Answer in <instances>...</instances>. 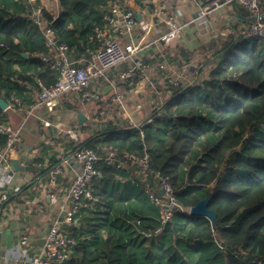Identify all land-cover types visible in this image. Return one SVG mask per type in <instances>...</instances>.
Segmentation results:
<instances>
[{
	"label": "trees",
	"instance_id": "1",
	"mask_svg": "<svg viewBox=\"0 0 264 264\" xmlns=\"http://www.w3.org/2000/svg\"><path fill=\"white\" fill-rule=\"evenodd\" d=\"M110 1L59 0L56 32L70 45L77 44L79 38L86 43L96 28L104 24L101 8ZM0 3L4 4L3 11L0 10V87L7 91L17 88L20 92L28 88L24 81L34 87L36 77L47 86L54 84L58 71L40 58L48 49L30 38L36 25L17 14L22 8L15 1ZM236 9L247 15L242 7ZM45 13L53 17L47 10ZM69 23L75 27L68 28ZM234 31L238 29L212 38L195 50L177 49L182 57H193L200 51L205 61L203 68L210 60L214 65L203 79L197 77L187 84L178 80L166 83L171 94L152 110V123L143 127L144 136L134 125H114L78 144L94 149L104 144L116 145L121 150L148 153L151 167L172 185L183 207H191L210 195L208 207L216 213V224L207 216L178 210L162 231L163 235H170L172 242L168 241L159 255L149 252L144 256V241L137 244L135 238L131 240L135 245L132 250L124 240L126 229L133 226L145 239L155 238L141 234L136 225L152 231L159 225L156 217L160 207L143 196V183L136 178L128 180L138 189L133 199L117 191L121 181L118 175L125 177L127 172L100 164L101 172L94 179V193L99 201L82 215L89 220L86 230L82 231V224L73 228V252L61 264H264V39L239 41ZM16 35L21 37L18 42ZM87 47L85 44L83 51ZM25 52L29 56H24ZM14 57H19L18 68L12 66ZM203 68L200 66L199 72ZM30 71L36 75L28 74ZM31 99H24V104ZM62 100L51 108L49 115H45L43 108L26 121V141L33 138L31 129L43 131L40 115L52 120L55 109L79 110V105L68 97ZM95 101L98 100H82L85 105ZM4 117L0 108V120ZM28 142L18 148H31ZM4 143L2 137L0 144ZM110 183L116 185L115 191ZM127 207L131 213L125 214ZM137 221L140 223L136 224ZM102 227L114 229L116 236L100 239ZM109 242L112 244L108 245Z\"/></svg>",
	"mask_w": 264,
	"mask_h": 264
},
{
	"label": "crops",
	"instance_id": "2",
	"mask_svg": "<svg viewBox=\"0 0 264 264\" xmlns=\"http://www.w3.org/2000/svg\"><path fill=\"white\" fill-rule=\"evenodd\" d=\"M13 1L22 8L17 14L30 20L26 0ZM207 1L163 0L166 8L161 11L162 2L159 4L157 0H122L124 8L134 10L138 17L139 22L135 35V41L139 45L138 50L133 58L113 70L100 75L97 80L86 87V89H96L100 92L99 98L96 99L98 101L92 102L90 107L86 108L82 100L76 97L73 99L69 98V100L79 105L78 111L61 107L53 110L57 118L54 117V119L49 120L46 117L39 116L38 119H40V124L43 125V131L38 133L35 129H31L33 138L29 142L25 140L23 132L22 144L28 142L27 144L31 148H18V154H14L12 159L18 158L22 164L30 165L33 169L16 170L12 165L11 173L13 174V181L10 184L2 185V188H0V191L8 193V200L0 202V264H16L20 260H26L27 263H30L32 252L38 251L45 246L50 219L57 216L58 212H61L64 207V195L68 188L69 180L65 181L63 175L65 177L71 176L79 169V162L69 152L70 150L74 151L73 149L76 145L70 136V129L79 128V142H81L99 130L107 127L110 128L114 125H123L121 124V120L129 118L130 125L133 126L134 123H139L151 117L152 110L155 108L154 101L157 100L159 103H162L163 99L170 94L167 89L169 85L166 84L168 81L172 82L177 79L187 84L189 80L192 79L194 81L202 74V71L199 72L200 70H197L191 63L196 58V54H193V57L190 55L182 57L177 51L178 48L198 49L202 44H208L210 39L215 38L217 35L226 36L234 28L241 29L250 22L241 18L245 17V15H241L240 11L238 12L236 9L238 6L234 4L214 10L205 16L201 13V8ZM3 7L4 4L0 3V10L3 11ZM107 7L108 5L101 8L103 14ZM179 8L183 10L180 18L181 28L176 35L170 33L168 35L170 41L165 43L161 37L169 32L166 19L172 9L177 10ZM242 8L247 13L246 16H250L249 11L244 7ZM10 11L15 13L13 8H10ZM74 27V24H68V28ZM14 38L16 42L21 40L19 35H16ZM30 38L43 44V35L37 29L32 30ZM91 39L92 35L88 37L86 43L83 39L79 38L77 44H71L74 50L70 53V57L74 58L77 63L85 61L86 50L83 51V46L85 44L86 47L93 45ZM130 39L124 36L120 37L121 42H128ZM77 45H82V47L78 48ZM25 54L24 56H29L28 52H25ZM136 57H142L146 63L150 64V67L135 71L136 73L133 75V78H123V72L133 63V59ZM13 60L12 66L18 68L20 66L19 57H14ZM186 66L187 68L185 69ZM182 70H187L192 76L182 78L179 75ZM31 75L35 76L36 74L33 72ZM176 75L177 77H175ZM23 83H27L28 88H24L20 92L17 88L10 91H15L26 101L31 98L33 84L27 81ZM165 88L167 89L166 92ZM56 105L44 106L43 108L46 109L45 115ZM114 108H116L115 112H111L105 121L106 114ZM81 111L87 115V120L82 124L84 125L83 127L79 124L77 116L78 112ZM98 114L99 116L101 115V121L94 120ZM4 116L17 125L23 118V111L8 110L4 112ZM73 121L74 124H71ZM60 125H66L68 130L66 132L63 131L61 134L59 132L61 130ZM52 126L55 127L54 130L56 132L47 134V129ZM62 152H66L64 157L58 158V154ZM57 164H60L63 170L62 174L57 178L62 182V185L60 184L59 187L48 183L50 180V170ZM118 178H121V181L118 180L120 183H118L119 190L117 191L123 192L128 198L133 199L138 189L134 184L128 182L130 179L129 175L127 174L125 177L118 175ZM41 182L48 183L45 189L40 187L39 184ZM142 185L140 184L144 191L143 196L151 201ZM109 186H113L114 191L117 189L116 185H112L111 183ZM126 203H129V201L123 204L125 205ZM6 205L11 206L12 213H7L8 210L4 213ZM132 206L131 204L130 207ZM125 211V214L127 212L131 213L129 207ZM159 215L160 211L156 220H159ZM84 216L80 218L82 220V231L89 224V220ZM24 231L30 236L33 245L32 249L26 252L24 250L25 247L20 244V236ZM99 233L100 239L102 237L104 241L110 236H116L115 230H109L107 227L100 228ZM163 234L164 232H161L155 238L145 239L132 226V228L126 229L124 240L127 241L128 247L130 246L132 250H135V245L131 243L132 239L135 238L134 243L137 244L143 240L144 256L149 252L159 255L161 249L167 247V242H172L169 234ZM111 244L112 242H109L108 245Z\"/></svg>",
	"mask_w": 264,
	"mask_h": 264
},
{
	"label": "built area",
	"instance_id": "3",
	"mask_svg": "<svg viewBox=\"0 0 264 264\" xmlns=\"http://www.w3.org/2000/svg\"><path fill=\"white\" fill-rule=\"evenodd\" d=\"M161 11L166 8L163 0H157ZM242 6L247 9L250 15H257L258 18L247 23L246 26L234 31L235 37L241 41L248 38L264 39V1L263 0H208L202 5L201 13L205 16L214 10H219L230 5ZM26 7L30 13V20L36 25L37 30L43 35V44L48 49L40 54L41 60L52 69L58 71V78L54 84L45 85L39 78H35V85L32 87L31 100L24 104V98L15 91L7 92L0 87V95L7 102L4 112L8 110L23 111V118L15 125L7 117L0 120V139L5 138V143L0 144V188L2 185L10 184L13 181L12 157L18 154V145L22 144V129L28 119L35 115L44 106L59 104L63 97L71 99L78 98L83 101H91L99 98L100 92L96 89H86L88 85L97 78L117 66L127 62L134 57L138 50V43L135 41L138 27V17L134 10L124 8L122 0H112L104 11L105 22L96 28L91 42L85 50V61L77 63L70 57L73 48L68 42L62 40L56 32L54 21L58 15L51 12L42 0H26ZM45 10L53 14V17L46 15ZM183 10L172 9L166 19L169 32L161 39L168 43V35H175L181 28V16ZM131 38L128 42H121L120 37ZM164 65V64H162ZM150 64L142 57L133 59V63L123 72L122 77L133 78L137 70L148 69ZM33 72H28L32 74ZM11 80L17 78L11 77ZM173 81H177L173 80ZM171 94V90L168 89ZM155 107L159 105L156 102ZM152 123V117L134 123L144 136L143 127ZM78 127L70 129L71 138L75 141L74 151L70 150L72 157L79 162V169L71 176H64L69 180V185L64 195V207L58 215L50 219L46 243L43 248L32 252L31 261L20 260L16 264H61L71 257L74 243L73 228L82 224L80 219L84 211L94 208L99 198L94 193V179L100 174V164L115 167L118 170L127 172L129 177L141 181L151 201L160 207L159 225L152 231L143 230L136 225L137 230L148 237L158 236L165 225L172 220L176 211H185L190 214L191 207H183L179 202L174 189L161 175V173L150 165L148 153L138 154L129 150H121L116 145L104 144L99 149L88 146H78L80 137ZM66 152L58 154L63 158ZM60 164L50 170L49 184L62 185L57 178L62 174ZM48 183H40L45 189ZM8 200V193L0 191V202ZM11 206L4 207V213H12ZM140 222L137 221L136 224ZM20 244L25 247V252L32 249L30 236L24 231L20 236Z\"/></svg>",
	"mask_w": 264,
	"mask_h": 264
},
{
	"label": "rangeland",
	"instance_id": "4",
	"mask_svg": "<svg viewBox=\"0 0 264 264\" xmlns=\"http://www.w3.org/2000/svg\"><path fill=\"white\" fill-rule=\"evenodd\" d=\"M42 3L51 11V12H53L54 14H57L58 12H59V10H60V5H59V2H58V0H42ZM220 36H222L221 34L220 35H217L216 37L218 38V37H220ZM211 40V39H210ZM248 44L249 45H251L252 43H251V41H249L248 42ZM259 47H261V43L259 42ZM197 53V54H196ZM196 58L195 59H193L192 61H191V63L193 64V66H195V68L196 69H199V67L201 66V68H203V66L205 65V64H202L203 62H205L204 61V57H203V53L201 54L200 53V51H196ZM202 64V65H201ZM213 65H214V63L210 60L209 61V63L205 66V69L203 68V71H202V74L199 76V78L201 79H203L205 76H207L208 75V73H209V69L211 68V67H213ZM187 68V66L185 67V69ZM183 74V75H182ZM180 76H182V78H185V77H191L192 76V74H190L189 72H187V70H182V72L179 74ZM174 76V75H173ZM193 76H195V75H193ZM171 77V76H170ZM175 77H177V75L175 76ZM192 81V79L191 80H189V82L188 83H190ZM69 98V97H68ZM156 102H158L157 100L156 101H154V104L156 103ZM56 106H58V105H56ZM55 107V106H54ZM87 107H90V105H86V108ZM47 110H49V109H47ZM114 110H116V108H114V109H112L109 113H107L106 114V119H105V121L108 119V117H109V114L112 112H115ZM85 111H87V109H85ZM24 115V114H23ZM46 115H49V114H46ZM12 116V115H11ZM40 116H42V115H40ZM55 118H57L56 117V114H55V116H54ZM12 118H13V116H12ZM98 118V119H97ZM97 118H95L94 120L95 121H101L102 119H101V115L99 116H97ZM71 124H74V121H73V123L71 122ZM121 124H123V125H125V126H128V125H130V121H129V118H127V120H121ZM54 128L55 127H50L49 129H47L48 130V132H47V130H46V132H47V134H53V133H55L56 131L54 130ZM60 128H61V130L59 131L61 134H62V132L64 131V132H66V130H68V127H66V125H60ZM23 132H24V127H23V129H22V136H23ZM70 139V138H69ZM198 158V157H197ZM197 158H195L193 161L195 162L196 160H197ZM187 169L185 168L184 169V171H186ZM187 172V171H186ZM85 230H86V227H85Z\"/></svg>",
	"mask_w": 264,
	"mask_h": 264
},
{
	"label": "water",
	"instance_id": "5",
	"mask_svg": "<svg viewBox=\"0 0 264 264\" xmlns=\"http://www.w3.org/2000/svg\"><path fill=\"white\" fill-rule=\"evenodd\" d=\"M237 11H238V9H237ZM239 16H240V14H239ZM241 18H243L244 20H247V21H252V20L258 18V16L257 15H250V16H245V17H241ZM24 55H26V54L24 53ZM6 106H7L6 100L4 99V97H2L0 95V108L5 109ZM77 116H78V122L80 125H82L87 120V115L82 111L79 112L77 114ZM11 162H12L14 169H16V170L33 169V167L30 165L22 164L18 158L12 159ZM209 199H210V195H206L200 201H198L196 204L192 205L190 208V215L207 216L211 220L213 225H215L216 224V213L214 212L213 209L208 207Z\"/></svg>",
	"mask_w": 264,
	"mask_h": 264
}]
</instances>
